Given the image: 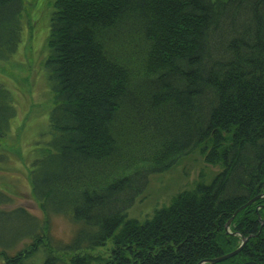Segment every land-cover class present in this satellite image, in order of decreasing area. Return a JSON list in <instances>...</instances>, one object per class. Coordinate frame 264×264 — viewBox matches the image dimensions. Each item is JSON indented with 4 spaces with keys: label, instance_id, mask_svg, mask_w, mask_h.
I'll return each mask as SVG.
<instances>
[{
    "label": "trees",
    "instance_id": "obj_1",
    "mask_svg": "<svg viewBox=\"0 0 264 264\" xmlns=\"http://www.w3.org/2000/svg\"><path fill=\"white\" fill-rule=\"evenodd\" d=\"M23 13L0 0V61L22 42ZM48 47L52 138L30 170L43 216L0 189V262L93 264L111 242L103 264H200L250 237L214 264H264V196L249 205L264 194V0H55ZM16 113L0 83V143ZM198 149L222 165L210 183L128 216L154 175ZM58 215L76 225L70 240L52 233Z\"/></svg>",
    "mask_w": 264,
    "mask_h": 264
},
{
    "label": "rangeland",
    "instance_id": "obj_2",
    "mask_svg": "<svg viewBox=\"0 0 264 264\" xmlns=\"http://www.w3.org/2000/svg\"><path fill=\"white\" fill-rule=\"evenodd\" d=\"M23 2L22 42L9 61H0V83L10 91L17 110L9 136L0 143L3 156L0 161V189L13 198L11 207L25 206L36 215L43 216L32 194L30 170L33 160L47 151L48 141L52 138L49 113L55 99L45 62L49 54L48 38L55 0ZM221 170L220 164L206 163L198 149L181 158L169 171L154 175L147 190L128 211V216L141 222L151 218L155 211L170 205L179 193L193 190L200 182L210 183ZM231 223L232 220L226 224V232L235 235ZM75 229L76 225L67 217L53 216L52 233L59 239L70 240ZM249 239L243 238L241 244ZM112 246L108 242L91 252L97 258L93 264H103L101 258L108 257ZM43 260V254L39 252L29 264H44Z\"/></svg>",
    "mask_w": 264,
    "mask_h": 264
},
{
    "label": "water",
    "instance_id": "obj_3",
    "mask_svg": "<svg viewBox=\"0 0 264 264\" xmlns=\"http://www.w3.org/2000/svg\"><path fill=\"white\" fill-rule=\"evenodd\" d=\"M262 196H264V194L259 195L257 198H260ZM257 198H255L254 200L250 201L249 202V205L252 204L253 201H255ZM260 219L261 218L259 217V220ZM230 222L231 221L228 222V225L230 224ZM246 243H247L246 240H244L243 243L241 244V246L239 248H237L235 251H233V252H231L229 254H226L224 256H221V257H216V258H212V259H208V260L202 261L200 264H205V263H212V264H214V263H218L220 261L226 260V259H228V258H230V257H232V256H234L236 254H238L239 252H241L242 249L245 247ZM245 264H252V263L249 262V263H245Z\"/></svg>",
    "mask_w": 264,
    "mask_h": 264
},
{
    "label": "bare ground",
    "instance_id": "obj_4",
    "mask_svg": "<svg viewBox=\"0 0 264 264\" xmlns=\"http://www.w3.org/2000/svg\"><path fill=\"white\" fill-rule=\"evenodd\" d=\"M257 197H258V196H257ZM257 197H255V198H257ZM255 198H253L252 200H254ZM257 199H259V198H257ZM257 199H256V200H257ZM252 200H251V201H252ZM256 200H255V201H256ZM255 201H253V203H254Z\"/></svg>",
    "mask_w": 264,
    "mask_h": 264
}]
</instances>
